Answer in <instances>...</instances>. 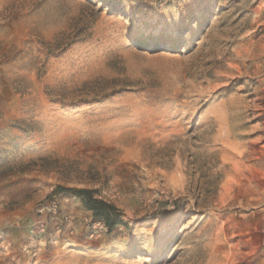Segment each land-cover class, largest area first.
<instances>
[{
	"label": "rangeland",
	"instance_id": "374dc122",
	"mask_svg": "<svg viewBox=\"0 0 264 264\" xmlns=\"http://www.w3.org/2000/svg\"><path fill=\"white\" fill-rule=\"evenodd\" d=\"M0 264H264V0H0Z\"/></svg>",
	"mask_w": 264,
	"mask_h": 264
},
{
	"label": "trees",
	"instance_id": "16d2710c",
	"mask_svg": "<svg viewBox=\"0 0 264 264\" xmlns=\"http://www.w3.org/2000/svg\"><path fill=\"white\" fill-rule=\"evenodd\" d=\"M61 191L74 190L82 197L84 205L89 209L93 216L105 223L110 231H114L119 226H126L127 223L120 217L119 210L116 205L105 201L102 198L96 197L94 191L84 189H71L61 187Z\"/></svg>",
	"mask_w": 264,
	"mask_h": 264
},
{
	"label": "bare ground",
	"instance_id": "6f19581e",
	"mask_svg": "<svg viewBox=\"0 0 264 264\" xmlns=\"http://www.w3.org/2000/svg\"><path fill=\"white\" fill-rule=\"evenodd\" d=\"M147 41H145V43H146ZM149 43V42H148Z\"/></svg>",
	"mask_w": 264,
	"mask_h": 264
}]
</instances>
